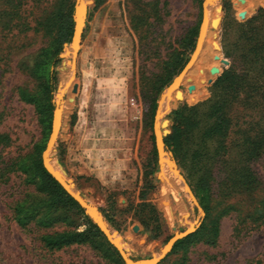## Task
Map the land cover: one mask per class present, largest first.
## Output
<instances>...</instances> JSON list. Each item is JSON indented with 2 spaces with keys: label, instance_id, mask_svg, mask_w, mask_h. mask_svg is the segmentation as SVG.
Masks as SVG:
<instances>
[{
  "label": "rangeland",
  "instance_id": "1",
  "mask_svg": "<svg viewBox=\"0 0 264 264\" xmlns=\"http://www.w3.org/2000/svg\"><path fill=\"white\" fill-rule=\"evenodd\" d=\"M60 1L0 0V176L8 171L0 182V264H111L88 244L47 249L37 239L42 230L22 229L12 218L14 202L32 190L14 162L45 143L49 131L36 103L19 92L45 102L49 75L50 113L53 99L62 109L50 160L98 209L130 258H148L174 232L219 216L214 244L180 245L157 264H264V147L250 151L264 131V0H219V13L217 2L210 6L208 13L220 16L212 32L219 50L211 35L160 119L167 120L166 135L178 130L165 151L195 203L165 158L159 168L152 125L161 92L191 53L202 0H88L72 72L66 42L53 56L54 32L41 25ZM73 1L65 4L71 11ZM255 41L262 44L254 51ZM214 104L225 129L208 138Z\"/></svg>",
  "mask_w": 264,
  "mask_h": 264
},
{
  "label": "trees",
  "instance_id": "2",
  "mask_svg": "<svg viewBox=\"0 0 264 264\" xmlns=\"http://www.w3.org/2000/svg\"><path fill=\"white\" fill-rule=\"evenodd\" d=\"M101 1L102 0H93L95 4H98ZM65 4L66 0L58 2L55 9L41 19L43 24L40 23L41 25H45V27L49 28L50 31L54 32L51 40L54 47L53 56L60 51V47L63 42L69 41L71 35V9H67ZM252 5H254V3L251 1L250 6ZM212 32L213 30L208 36L207 43L211 38ZM261 44L262 42L255 41L252 45L253 50L255 51V48L261 46ZM192 48L193 46L190 45L189 49ZM64 69L65 65L57 69L59 79L61 78V74ZM175 72L176 71L170 72L169 77L165 79V82L170 78V76L175 74ZM193 72L194 71H191L190 74ZM50 80L51 76L49 75L45 84L47 93L45 102H37L35 98L22 90L19 92V97L25 102L36 103L38 120L41 124H46L48 128L51 108L49 100L51 97V90L53 89L50 84ZM217 81H219V79ZM262 99L263 101L261 103L264 104V98ZM210 109V115L213 120L211 125L204 131V136L208 138L222 133L225 129L220 105L214 104ZM177 135L178 130L174 127L169 134L163 137V142L165 144L173 143L177 138ZM43 147L44 143L42 145L35 144L26 156H23L14 162L13 170L21 171L24 174L25 182L32 187L31 191L25 193L13 204L11 213L16 224L22 229H31L33 227L35 229L42 230L37 234V239L47 249H59L71 244H88L90 247L107 258L111 264H124L116 250L105 239L95 224L92 223L84 214L82 208L42 167L40 152ZM263 147L264 131L263 128H261L255 137V144L252 145L250 151L255 150V152H257ZM7 174V170L2 171L0 182H5ZM204 211L206 210L204 209ZM218 219L219 216H216L211 219L208 224H202L193 232L177 239L173 243L169 252L180 245H187L198 240H201L206 244H214L218 233ZM55 225L60 226L61 228L52 229ZM169 252L167 254H169Z\"/></svg>",
  "mask_w": 264,
  "mask_h": 264
},
{
  "label": "water",
  "instance_id": "3",
  "mask_svg": "<svg viewBox=\"0 0 264 264\" xmlns=\"http://www.w3.org/2000/svg\"><path fill=\"white\" fill-rule=\"evenodd\" d=\"M213 1H216V0H202V2H201L202 15H201V19H200V22L198 25V29H197L193 48L191 50V53L187 59L185 66L176 76H179L183 72V70L185 69L186 66H190L192 64L194 58L196 57V54L200 50V47L202 45L201 39H202V35L204 33V29L206 26V20L204 17V7L206 5L212 3ZM218 1L219 0H217L216 6L214 8L216 13H219L221 10V6L218 4ZM87 2H88V0H74L73 5H72L71 35H70L69 41L63 44V47L65 45L67 47H69V56H70L71 67H73V59L76 57V54L78 51V45L80 42V37H81L84 19H85V15H86ZM238 15L241 16V13L238 12ZM218 19L220 20V16L218 17L217 15H214L213 17H211L208 21V28L212 29L214 31L215 27L217 25ZM214 38H215V34L213 33L212 38L210 40V44H211L212 48L214 49V51H218L219 46L215 42ZM63 47H62L61 52L58 54V58L60 60L62 58V54L65 52ZM212 58H213V60L218 59V61L220 63H223V64L227 63V61L225 59L218 57V55H216V54H213ZM73 75L74 74H72V76ZM173 79H172V81H173ZM208 79H209V77H208ZM61 80H62V78L59 79V82L57 83L58 86H59ZM172 81H171V83H172ZM171 83L169 85H167L163 89V91L164 90L166 91L168 88H170ZM175 88H177V85H175ZM187 89L191 90L192 85H189L187 87ZM75 91H76V83L74 82L72 84L70 90H69V93H74ZM163 91L161 92L159 99L161 98ZM166 94H167V91H166ZM70 99L71 98L69 96L68 100H70ZM159 99H158V101H159ZM171 99H172V96L169 97L170 101H171ZM61 114H62V109H61L60 102L53 99L52 109H51L50 119H49V132H48L47 138L45 140L44 147L40 152V161H41L42 167L57 182V184L82 208L84 214L90 219V221L92 223L95 224V226L99 229V231L102 233V235L105 237V239L112 245V247L116 250L117 254L119 255V257L121 258V260L123 261L124 264H156L160 259H162L169 252L173 243L177 239H180V238L186 236L187 234L193 232L196 229V227L198 226V223H196V222L190 223L184 230H182L180 232H178V231L174 232V234L165 242V244L161 247V249L156 254H152L148 258H139V259L130 258L126 254L124 249L122 248L121 244L118 243V241H116L114 239V237H113L114 231H110L108 229L106 222H105L103 216L101 215V213L98 211V209L94 205L89 203L74 188L72 181L69 178L65 177L64 173L59 169L61 171V174L63 175V177L62 176L60 177V173H58V171H56L54 166L50 163L51 162L50 152H51L53 145L56 141V136H57L56 134L59 130V126H60V122H61ZM164 125H167L166 119H162L160 122V126L163 127ZM166 133H168L167 129L162 128L161 133H160L157 129L156 122L153 123V125H152L153 143H154V149L156 152V157H157V162H158L159 168H160L161 160L165 158L167 161V164L170 166V169L182 181L184 191L187 193L190 200L193 203H195V199H194V197L190 191V188L184 182L182 177L178 174V171L176 170L174 164L170 160V154L165 151L163 136H165ZM158 174H159V171L157 173V177L159 178ZM136 229H137V225H133L132 230H136Z\"/></svg>",
  "mask_w": 264,
  "mask_h": 264
},
{
  "label": "bare ground",
  "instance_id": "4",
  "mask_svg": "<svg viewBox=\"0 0 264 264\" xmlns=\"http://www.w3.org/2000/svg\"><path fill=\"white\" fill-rule=\"evenodd\" d=\"M217 2L216 1H213L212 3L206 5L204 7V11H205V8L207 9V12L206 14H204V17H205V20H206V26H205V29H204V33L202 35V45L200 47V50L198 51V53L196 54V57L194 58L192 64L190 66H186L185 69L183 70V72L179 75V76H176L171 85H170V88H168L166 91H167V94H166V91L164 90L163 91V94L161 95V100L163 101L162 102V106L160 108V110L158 109V111L156 112V125H157V129L158 131L161 133V126H160V119L162 117V115L169 109V97L170 96H174L176 94V91H177V88H175V85H180L183 80L185 79V77L189 74V72L191 71V69L195 66V64L197 63L199 57L202 55V52L205 48V44H206V40H207V36H208V33H209V28H208V21L211 17H213V15L211 14L212 12L209 11L208 13V10L210 8L211 5L215 4ZM215 10V9H214ZM68 51H69V47H68ZM73 70H75V58L73 59V67H70V71L72 72ZM74 74V73H73ZM70 80H71V76H69L68 78V82H67V87L65 88V91L69 89L70 87ZM65 83V81H64ZM61 87L62 86H59L56 93H55V99H56V94H58V92H60L61 90ZM167 95V96H166ZM57 100V99H56ZM60 102V101H59ZM58 133V132H57ZM57 135V134H56ZM52 165H53V162H50ZM56 170V169H55ZM57 171V170H56ZM59 173V172H58ZM61 173H60V177H61ZM63 177V176H62Z\"/></svg>",
  "mask_w": 264,
  "mask_h": 264
}]
</instances>
